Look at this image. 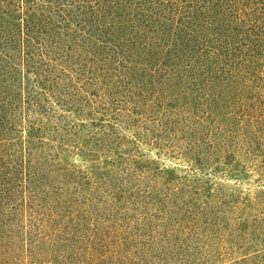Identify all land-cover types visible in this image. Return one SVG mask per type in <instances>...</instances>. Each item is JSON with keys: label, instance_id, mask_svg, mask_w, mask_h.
Listing matches in <instances>:
<instances>
[{"label": "rangeland", "instance_id": "rangeland-1", "mask_svg": "<svg viewBox=\"0 0 264 264\" xmlns=\"http://www.w3.org/2000/svg\"><path fill=\"white\" fill-rule=\"evenodd\" d=\"M119 4L111 25L124 20L129 37L148 27L146 8L162 12L152 45L177 75L160 86L145 73V90L125 97L102 89L111 108L90 72H72L78 54L61 59L56 84L34 79L33 101L0 45V264H170L186 243L191 264H264V0ZM89 55L95 79L115 64ZM72 94L69 109L58 99Z\"/></svg>", "mask_w": 264, "mask_h": 264}, {"label": "trees", "instance_id": "trees-1", "mask_svg": "<svg viewBox=\"0 0 264 264\" xmlns=\"http://www.w3.org/2000/svg\"><path fill=\"white\" fill-rule=\"evenodd\" d=\"M119 3L120 0H19L18 5H15L13 9L9 1L4 0L3 4L0 3V45L10 44L11 47H9L7 55L12 63H17V66H21L18 67V72L22 71L26 74L25 79L23 78L21 82L23 83L24 81L27 85L30 84L36 89L37 94H30L33 95V101L38 103L39 99L37 87L33 83L34 79L39 84L41 83L47 87L56 84V79L59 74V71L56 69L59 67L60 70L61 59L69 62L80 57L79 63L76 62L75 64L73 62L72 72L76 74L78 79H82L86 72L91 73L89 77L92 82H90L96 85L97 89H100L102 92V94H98L99 102L97 104L104 106V108L110 107L111 100L107 101L105 95L108 92H104L102 89L107 88L110 96H113L115 89H117V93H121L123 97H125V92L132 91L135 88L137 91L143 92L145 90L144 87H147L146 83H144L145 80H143L145 73L148 76H152L156 70L160 73V78H163L160 80V86L167 83V75L170 76L172 73L169 69L163 68V65L167 61V56L152 45L154 39L155 42L160 39L161 34L159 30H162L163 23L160 19H157L155 13H159L160 15L162 12H154L152 11L153 8L147 10V8L152 6H149V3H145L143 6L147 8L144 10L146 12L142 18L145 22L147 21L148 27L146 29L144 28V31H142L141 27H138V31H142L143 34L137 33L136 30L129 37L126 31L129 28V24L125 23L123 25L124 20L121 21L118 19L117 24L111 25V19L121 14V6ZM188 6L185 5L184 7L187 8ZM231 8L232 6L230 5V11L228 12L230 14L234 10V7ZM198 13L196 12L195 14L199 15ZM182 19L189 26L195 22L183 16L179 21L181 22ZM138 21L139 18H137V24ZM134 24H136L135 21L130 26L131 30L134 28ZM112 27H115L116 30H112ZM63 28L64 30H62ZM117 47L125 48V52H123L124 62L121 59L120 62L115 61V58L119 56ZM82 48L87 50V55L85 54L83 56L77 53ZM173 48H170V50ZM53 49H57L58 53L56 52L57 56L52 54L54 57H51L50 55ZM89 53L94 56L100 55L101 57L107 55L112 63L115 61V64L112 69L100 68V71L103 72L101 74L97 72L100 76L98 79H95V75H93L94 70H90L86 65L91 61ZM75 54H78L77 57H75ZM1 57L0 55V61L3 58ZM58 57L60 58L59 64L56 62ZM140 57L142 58L139 59ZM125 61L130 64H123ZM160 65L161 68H159ZM4 70L5 72H9V70ZM153 70L154 72H151ZM1 71L2 66L0 67V84L4 81V77L6 78ZM174 71L172 74L177 75ZM68 75H70V72ZM134 76H138L137 79ZM9 77H12V80H14L17 76L13 74ZM140 77L141 82L139 81ZM132 78L133 82L128 83ZM44 86H41V88ZM92 88H95V86ZM112 90L114 91L113 95L111 93ZM72 91L76 92L75 89ZM63 97H59L58 100L66 102L68 105L66 107L72 109L71 104L74 101L71 102V99L74 97V94L72 96L69 95L67 99ZM78 100L80 103L79 98ZM8 101L10 103L11 98ZM114 103L116 102L114 101ZM99 106L95 105V108L93 107L94 111ZM78 110H83L82 105L78 107ZM187 207L189 208L190 206ZM197 210L204 212L205 207H198ZM179 222L185 223L183 228L187 227L186 220L182 216ZM28 236L27 238L30 241L38 237L32 235L30 232ZM40 238H42L41 235ZM32 243L29 245L31 249ZM170 245L173 248V244L170 243ZM177 250L175 255L178 256L180 253L179 257L181 259H179V262H176V258L173 259L174 252L168 251L170 254L169 259L172 262L170 264L184 263L185 260L186 263L190 262L191 264L195 261L185 255L181 256L185 252H187L186 255H189L190 244H182L180 248L178 246ZM165 256L168 257L166 254ZM195 257L200 258V256Z\"/></svg>", "mask_w": 264, "mask_h": 264}]
</instances>
